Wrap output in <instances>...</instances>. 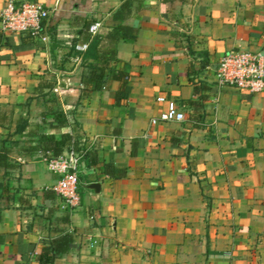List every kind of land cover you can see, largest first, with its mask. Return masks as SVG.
Masks as SVG:
<instances>
[{
  "label": "crops",
  "instance_id": "1",
  "mask_svg": "<svg viewBox=\"0 0 264 264\" xmlns=\"http://www.w3.org/2000/svg\"><path fill=\"white\" fill-rule=\"evenodd\" d=\"M15 1L50 14L44 39L0 22V146L84 134L96 161L85 156L79 205L68 210L49 157L14 147L0 167V264H264V91L214 78L226 51L264 53V0H132L123 23L137 35L116 52L129 74L120 102L117 80L84 89L90 60L74 46L92 38L90 23L101 21L99 34L118 24L125 0ZM158 96L185 118L152 123L166 109ZM47 106L67 124L49 126ZM64 233L73 247L45 252Z\"/></svg>",
  "mask_w": 264,
  "mask_h": 264
},
{
  "label": "built area",
  "instance_id": "2",
  "mask_svg": "<svg viewBox=\"0 0 264 264\" xmlns=\"http://www.w3.org/2000/svg\"><path fill=\"white\" fill-rule=\"evenodd\" d=\"M49 14L50 10L39 2L18 3L15 0H8L0 11L1 27L4 31L44 39L42 23ZM100 27L101 21H94L88 25L87 32L94 37L99 34ZM88 44L89 41L77 43L74 48L84 53ZM214 78L218 87H231L250 93L262 92L264 91V53L251 50H228L221 56ZM157 100L165 102L166 109L157 118L152 119V123L182 121L185 118L184 112L174 100L165 96H158ZM88 149V138L80 134L60 155L46 159L48 169L61 174L54 186V191L62 199V208L73 210L79 205L78 174Z\"/></svg>",
  "mask_w": 264,
  "mask_h": 264
},
{
  "label": "trees",
  "instance_id": "3",
  "mask_svg": "<svg viewBox=\"0 0 264 264\" xmlns=\"http://www.w3.org/2000/svg\"><path fill=\"white\" fill-rule=\"evenodd\" d=\"M132 0H125L120 7L114 12L113 18L119 21L105 34H98L89 40L88 48L83 53V59L90 60L88 66L90 71L83 76L82 83L85 90H100L105 85L108 78L119 81V87L115 92L116 102L121 99H126L128 96V78L129 74L124 68L116 67L118 59L116 57L117 45L120 40H133L136 35V29L132 26L123 23L131 14ZM31 37V36H29ZM3 36L0 33V45ZM47 86V84H46ZM47 115L51 116V120L47 124L51 127H63L67 124L68 119L65 112L61 108L52 106L45 107L43 111V119ZM20 130L17 128L16 131ZM77 139V135H72L69 132L55 136L48 133H36V141L34 144L26 148H16V143L5 138L0 146V167L8 166V155L13 151L14 147L18 150L25 151H42L46 157H55L60 155L67 149L72 141ZM94 163V153H86ZM105 172L112 173V169L108 165L105 166ZM73 237L71 234L64 233L49 241L45 247V252L52 254H62L73 247Z\"/></svg>",
  "mask_w": 264,
  "mask_h": 264
}]
</instances>
